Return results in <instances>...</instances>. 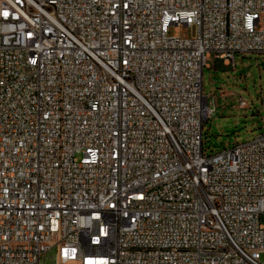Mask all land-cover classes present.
<instances>
[{
	"label": "built area",
	"instance_id": "2783aa9c",
	"mask_svg": "<svg viewBox=\"0 0 264 264\" xmlns=\"http://www.w3.org/2000/svg\"><path fill=\"white\" fill-rule=\"evenodd\" d=\"M248 54L264 0H0V264H264V133L204 151Z\"/></svg>",
	"mask_w": 264,
	"mask_h": 264
},
{
	"label": "rangeland",
	"instance_id": "374dc122",
	"mask_svg": "<svg viewBox=\"0 0 264 264\" xmlns=\"http://www.w3.org/2000/svg\"><path fill=\"white\" fill-rule=\"evenodd\" d=\"M171 35L190 38L194 30L182 28ZM204 70V96L215 98L213 117L204 125V151L218 153L264 133V55H237L236 65L209 60ZM240 99L247 108L239 107ZM49 255L44 264H52Z\"/></svg>",
	"mask_w": 264,
	"mask_h": 264
}]
</instances>
